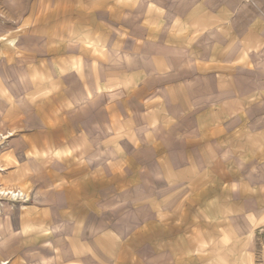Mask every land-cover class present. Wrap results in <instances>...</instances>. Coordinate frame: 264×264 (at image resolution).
<instances>
[{"label": "crops", "instance_id": "obj_1", "mask_svg": "<svg viewBox=\"0 0 264 264\" xmlns=\"http://www.w3.org/2000/svg\"><path fill=\"white\" fill-rule=\"evenodd\" d=\"M0 5V124L23 157L2 182L32 187L24 224L47 232L46 260L26 255L41 237L16 257L257 264L264 0Z\"/></svg>", "mask_w": 264, "mask_h": 264}, {"label": "rangeland", "instance_id": "obj_2", "mask_svg": "<svg viewBox=\"0 0 264 264\" xmlns=\"http://www.w3.org/2000/svg\"><path fill=\"white\" fill-rule=\"evenodd\" d=\"M2 1V0H1ZM1 10L0 5V33L4 31V22L6 21L4 17V13ZM2 44H0V47ZM4 67V64L2 65ZM3 83L5 81L11 82L10 79H7L5 74L3 73ZM21 103V102H20ZM23 105L22 103L20 104ZM1 108V107H0ZM1 110V109H0ZM4 111V109H3ZM8 135L9 133L6 131L5 123L0 124V167L4 164L1 161L2 157L5 154H10L17 160V158L22 159V156L15 155L14 151L16 150V145L14 140H10V138H2L3 136ZM2 168V167H1ZM3 169V168H2ZM11 171L9 172H1L0 170V187H5L3 184V180L6 178V175H9ZM13 189H16V193L18 194L15 199H12L7 196L0 195V263L5 261V264H14L15 262H19V264H31L28 263L31 260H27L28 262H25L24 259L20 257H16L17 252L14 251L16 247L18 246H24L28 241L38 242L40 241L39 238L41 237L43 240L41 241L40 245H42L44 248V251H40L37 248L34 250H31L30 252H26V255H39L42 259H47V244L45 233L42 232V230H39V227H25L24 220L27 217V215L30 212H34L35 208L33 207V201L34 198H32V187L30 185H27L25 187L15 188L10 187ZM20 193H19V192ZM19 197V198H18ZM39 212L45 214V210L38 209ZM46 218L42 219L45 221ZM37 226V225H36ZM264 237V236H263ZM32 243V242H31ZM30 244V243H29ZM44 252V254L41 253ZM248 256H252L255 258L257 264H264V239L263 244L258 243L256 247H254V250L247 251ZM229 261V260H228ZM246 262V261H241ZM249 263V259L247 260ZM232 263V262H231ZM46 264V263H45Z\"/></svg>", "mask_w": 264, "mask_h": 264}, {"label": "bare ground", "instance_id": "obj_3", "mask_svg": "<svg viewBox=\"0 0 264 264\" xmlns=\"http://www.w3.org/2000/svg\"><path fill=\"white\" fill-rule=\"evenodd\" d=\"M4 137H6V136H3L2 138H4ZM0 195H2V196L4 195V196L10 197L12 199H15L18 194L16 193V189H13V188H10V187H7V188L0 187ZM0 264H5V261H3Z\"/></svg>", "mask_w": 264, "mask_h": 264}]
</instances>
